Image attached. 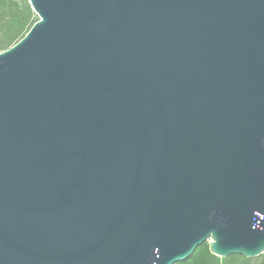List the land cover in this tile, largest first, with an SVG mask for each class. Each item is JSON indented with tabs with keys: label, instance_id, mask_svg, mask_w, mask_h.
I'll list each match as a JSON object with an SVG mask.
<instances>
[{
	"label": "water",
	"instance_id": "1",
	"mask_svg": "<svg viewBox=\"0 0 264 264\" xmlns=\"http://www.w3.org/2000/svg\"><path fill=\"white\" fill-rule=\"evenodd\" d=\"M0 53V264L264 253V0H29Z\"/></svg>",
	"mask_w": 264,
	"mask_h": 264
},
{
	"label": "trees",
	"instance_id": "2",
	"mask_svg": "<svg viewBox=\"0 0 264 264\" xmlns=\"http://www.w3.org/2000/svg\"><path fill=\"white\" fill-rule=\"evenodd\" d=\"M39 20L29 0H0V53L10 49ZM176 264H264L263 256L248 259L242 255L220 258L212 254L208 242L187 259Z\"/></svg>",
	"mask_w": 264,
	"mask_h": 264
},
{
	"label": "built area",
	"instance_id": "3",
	"mask_svg": "<svg viewBox=\"0 0 264 264\" xmlns=\"http://www.w3.org/2000/svg\"><path fill=\"white\" fill-rule=\"evenodd\" d=\"M207 242H208L209 244H211V243L213 242V240H212V239H209ZM262 256H263V258H264V253L262 254Z\"/></svg>",
	"mask_w": 264,
	"mask_h": 264
}]
</instances>
